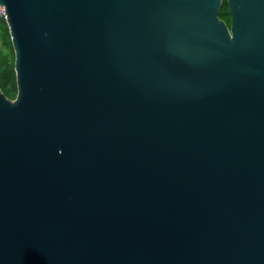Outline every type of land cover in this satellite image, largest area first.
Returning a JSON list of instances; mask_svg holds the SVG:
<instances>
[{
  "label": "water",
  "instance_id": "95a60500",
  "mask_svg": "<svg viewBox=\"0 0 264 264\" xmlns=\"http://www.w3.org/2000/svg\"><path fill=\"white\" fill-rule=\"evenodd\" d=\"M0 0V264H264V0Z\"/></svg>",
  "mask_w": 264,
  "mask_h": 264
},
{
  "label": "trees",
  "instance_id": "16d2710c",
  "mask_svg": "<svg viewBox=\"0 0 264 264\" xmlns=\"http://www.w3.org/2000/svg\"><path fill=\"white\" fill-rule=\"evenodd\" d=\"M218 18L223 20L228 27L230 26L231 15L227 0H222ZM0 37L3 45L8 50V52L0 50V90L7 98L13 100L17 93L14 73V52L4 17H0Z\"/></svg>",
  "mask_w": 264,
  "mask_h": 264
},
{
  "label": "rangeland",
  "instance_id": "374dc122",
  "mask_svg": "<svg viewBox=\"0 0 264 264\" xmlns=\"http://www.w3.org/2000/svg\"><path fill=\"white\" fill-rule=\"evenodd\" d=\"M0 50L3 52H8L7 48L2 43L1 37H0ZM14 73H15V71H14Z\"/></svg>",
  "mask_w": 264,
  "mask_h": 264
},
{
  "label": "built area",
  "instance_id": "2783aa9c",
  "mask_svg": "<svg viewBox=\"0 0 264 264\" xmlns=\"http://www.w3.org/2000/svg\"><path fill=\"white\" fill-rule=\"evenodd\" d=\"M0 17H4L5 18V11L4 8L0 6Z\"/></svg>",
  "mask_w": 264,
  "mask_h": 264
}]
</instances>
